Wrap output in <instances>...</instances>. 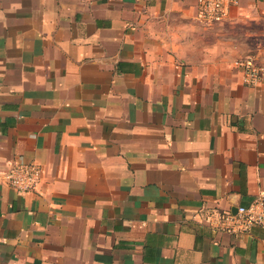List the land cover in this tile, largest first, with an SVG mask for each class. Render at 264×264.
<instances>
[{
    "label": "crops",
    "instance_id": "1",
    "mask_svg": "<svg viewBox=\"0 0 264 264\" xmlns=\"http://www.w3.org/2000/svg\"><path fill=\"white\" fill-rule=\"evenodd\" d=\"M264 24V0L226 22ZM225 22V23H226ZM251 53V54H250ZM264 25L197 0H0V254L17 264H264ZM43 167L36 190L3 173Z\"/></svg>",
    "mask_w": 264,
    "mask_h": 264
},
{
    "label": "built area",
    "instance_id": "2",
    "mask_svg": "<svg viewBox=\"0 0 264 264\" xmlns=\"http://www.w3.org/2000/svg\"><path fill=\"white\" fill-rule=\"evenodd\" d=\"M240 3L241 0H197L198 18L207 25L225 23ZM240 66L246 86L254 87L264 78V65L253 56L240 61ZM43 171V167L34 161H18L3 173V178L17 191L29 193L36 190ZM256 225L264 226V196L248 206H238L236 212L224 211L217 218L218 228L235 233L248 232Z\"/></svg>",
    "mask_w": 264,
    "mask_h": 264
},
{
    "label": "rangeland",
    "instance_id": "3",
    "mask_svg": "<svg viewBox=\"0 0 264 264\" xmlns=\"http://www.w3.org/2000/svg\"><path fill=\"white\" fill-rule=\"evenodd\" d=\"M205 25H207V24H205ZM215 25H264V24L261 23V21H257V22H251V21L250 22H241L240 21L239 22L237 19H235L231 22H226V23H221V24H213V25H209V26H215ZM246 58H244V59H246ZM0 264H17V263H12L11 261L2 258L1 254H0Z\"/></svg>",
    "mask_w": 264,
    "mask_h": 264
},
{
    "label": "water",
    "instance_id": "4",
    "mask_svg": "<svg viewBox=\"0 0 264 264\" xmlns=\"http://www.w3.org/2000/svg\"><path fill=\"white\" fill-rule=\"evenodd\" d=\"M234 212V211H233Z\"/></svg>",
    "mask_w": 264,
    "mask_h": 264
}]
</instances>
